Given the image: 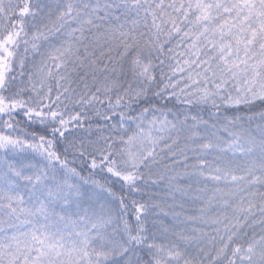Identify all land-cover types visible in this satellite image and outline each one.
Segmentation results:
<instances>
[{
  "label": "snow or ice",
  "instance_id": "6c2138e0",
  "mask_svg": "<svg viewBox=\"0 0 264 264\" xmlns=\"http://www.w3.org/2000/svg\"><path fill=\"white\" fill-rule=\"evenodd\" d=\"M0 264H264V0H0Z\"/></svg>",
  "mask_w": 264,
  "mask_h": 264
}]
</instances>
